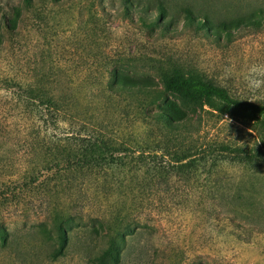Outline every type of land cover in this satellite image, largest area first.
I'll return each instance as SVG.
<instances>
[{
    "label": "rangeland",
    "instance_id": "1",
    "mask_svg": "<svg viewBox=\"0 0 264 264\" xmlns=\"http://www.w3.org/2000/svg\"><path fill=\"white\" fill-rule=\"evenodd\" d=\"M192 1L196 10L210 4L214 13L230 17L264 5V0ZM15 5L21 6V0H0V17ZM32 6L31 11L20 9L12 37L1 32L0 264H97L110 232L104 222L117 211L126 216L127 227L118 241L116 264H264V159L257 169L221 164L208 177L210 190L172 181L149 196L120 187L109 198H85L84 207H75L80 219L68 228L67 245L53 257L58 244L50 206L69 209L74 195L40 189L41 150L16 100H28L25 85L37 74L64 68L75 82L93 60L104 68L109 58L133 55L166 60L224 86L235 98L264 103V86L253 90L248 83L253 67L264 68V22L229 28V36L205 35L191 30L177 10L163 37L159 27L140 25L143 10L123 15L121 0H33ZM150 75L160 85L157 73ZM51 79L52 86L66 81ZM211 121L198 130L201 137L241 142L246 150L255 147L249 128L225 116Z\"/></svg>",
    "mask_w": 264,
    "mask_h": 264
},
{
    "label": "trees",
    "instance_id": "2",
    "mask_svg": "<svg viewBox=\"0 0 264 264\" xmlns=\"http://www.w3.org/2000/svg\"><path fill=\"white\" fill-rule=\"evenodd\" d=\"M121 3L125 16L133 10H143L146 17L139 18L140 25L159 27L163 37L177 10L191 30L205 35L229 36V28L264 22V5L230 17L214 13L208 8L210 4L196 10L192 0ZM32 5L33 0H21V6H10L2 13L0 41L2 31L10 37L14 35L20 9L31 11ZM109 59L104 68L93 60L86 73L82 75L81 71L76 77L81 79L79 82H73L71 72L64 68L37 74L38 79L25 85L28 100L16 98L17 103H22V115L30 122L32 139L41 150L39 171H43L44 181L40 189L49 195H74L69 209L50 206V223L58 244L53 257L67 245L68 228L80 219L75 207H84L81 202L85 198H109L120 187L132 192L139 189V193L149 196L168 189L172 181L188 187L199 183L210 190L213 181L208 177L221 164L257 169L264 159V103L235 98L224 86L163 59L133 55ZM150 72L157 73L160 85ZM52 76L66 81L59 80L57 86H52ZM223 116L249 128L256 138L255 147L246 150L241 142L201 137V126L208 125L211 119L212 124L221 121ZM33 172L34 168L31 175ZM34 177L26 186L33 183ZM201 177L202 182H198ZM209 199L212 202L214 198ZM104 223L110 232L96 263L116 264L120 256L118 241L127 227L126 216L117 211ZM0 239H4L1 226Z\"/></svg>",
    "mask_w": 264,
    "mask_h": 264
},
{
    "label": "clouds",
    "instance_id": "3",
    "mask_svg": "<svg viewBox=\"0 0 264 264\" xmlns=\"http://www.w3.org/2000/svg\"><path fill=\"white\" fill-rule=\"evenodd\" d=\"M251 72L255 74L252 78L249 79V87L253 90L259 89L264 86V79L257 77H264V68L253 67ZM243 147V145H241Z\"/></svg>",
    "mask_w": 264,
    "mask_h": 264
}]
</instances>
